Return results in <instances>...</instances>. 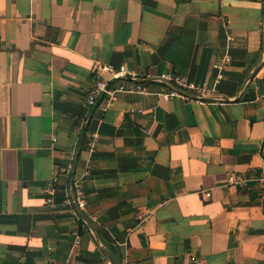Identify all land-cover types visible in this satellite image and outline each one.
Listing matches in <instances>:
<instances>
[{
    "label": "crops",
    "instance_id": "0c3cea01",
    "mask_svg": "<svg viewBox=\"0 0 264 264\" xmlns=\"http://www.w3.org/2000/svg\"><path fill=\"white\" fill-rule=\"evenodd\" d=\"M123 64L151 90L172 71L226 100L100 99L80 216L61 167L87 92ZM262 178L264 0H0V264H264Z\"/></svg>",
    "mask_w": 264,
    "mask_h": 264
},
{
    "label": "built area",
    "instance_id": "2783aa9c",
    "mask_svg": "<svg viewBox=\"0 0 264 264\" xmlns=\"http://www.w3.org/2000/svg\"><path fill=\"white\" fill-rule=\"evenodd\" d=\"M232 37H230L231 39ZM232 61V57L229 53L218 57L216 66L223 68ZM221 76H218V79ZM138 74L130 70L126 65H121L118 69L112 70V75L109 78H98L91 86L86 94V106L91 111L98 103L100 99L105 98L107 105L115 99L118 93H140L143 95H152L155 99H172L174 97H181L183 99H196L203 102H215L213 97L216 96L214 86H210L207 82H197L190 79L187 75L165 71L160 73L154 79L162 80L163 86L156 90H151L143 82L139 80ZM117 81V82H116ZM87 145L89 150L94 148L95 133L86 132ZM72 170V164L66 167H61V172L70 174ZM76 170V169H75ZM89 172V169L88 171ZM264 181V178L261 179ZM229 183L238 184L241 187H247L249 185V179L240 175H233L229 179ZM56 177L48 183L45 187V191L48 195H52L56 189ZM67 196L65 203L74 207L77 214L79 210L86 208V195L82 188L81 181L75 175L73 176L72 183L66 189ZM206 195H210L209 192ZM49 201L52 202L51 197ZM76 242H80V237L77 236Z\"/></svg>",
    "mask_w": 264,
    "mask_h": 264
},
{
    "label": "water",
    "instance_id": "95a60500",
    "mask_svg": "<svg viewBox=\"0 0 264 264\" xmlns=\"http://www.w3.org/2000/svg\"><path fill=\"white\" fill-rule=\"evenodd\" d=\"M139 80L142 81V79H139ZM154 80H155V79H154ZM157 80H158L159 82H164V81L159 80V79H157ZM164 83H165V82H164ZM213 98H215V99H219V100H220V99L226 100V98L221 97V96H215V97H213ZM98 102H99V101H98ZM97 105H98V103H97ZM97 105H96V106H97ZM96 106H95V107H96ZM95 107L90 111V114H89V116H88V119H87V121H86V123H85V125H84L83 130H82V134H81V138H80V143H79V145H78V149H77V152H76L75 161H74V163H73L72 170H71V173H70V184L72 183V179H73L74 172H75L76 161H77V155H78V153H79V151H80L81 143H82L83 137H84V135H85L86 129H87L88 124H89V120H90V118L92 117V114H93V112H94V110H95ZM78 213L80 214V216L82 215V212L78 211Z\"/></svg>",
    "mask_w": 264,
    "mask_h": 264
}]
</instances>
